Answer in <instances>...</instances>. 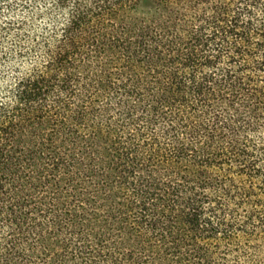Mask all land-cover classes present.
<instances>
[{"label": "trees", "instance_id": "trees-1", "mask_svg": "<svg viewBox=\"0 0 264 264\" xmlns=\"http://www.w3.org/2000/svg\"><path fill=\"white\" fill-rule=\"evenodd\" d=\"M0 264H264V0H0Z\"/></svg>", "mask_w": 264, "mask_h": 264}]
</instances>
